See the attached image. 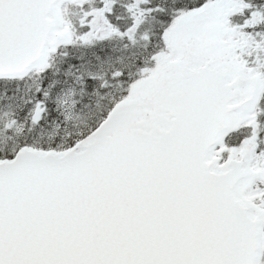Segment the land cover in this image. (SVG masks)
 Wrapping results in <instances>:
<instances>
[{
    "label": "snow or ice",
    "instance_id": "obj_1",
    "mask_svg": "<svg viewBox=\"0 0 264 264\" xmlns=\"http://www.w3.org/2000/svg\"><path fill=\"white\" fill-rule=\"evenodd\" d=\"M0 264H264V0H0Z\"/></svg>",
    "mask_w": 264,
    "mask_h": 264
}]
</instances>
